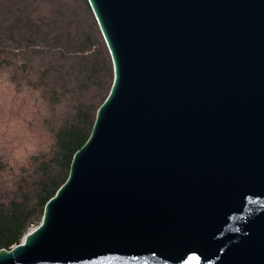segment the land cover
<instances>
[{"label": "water", "instance_id": "water-1", "mask_svg": "<svg viewBox=\"0 0 264 264\" xmlns=\"http://www.w3.org/2000/svg\"><path fill=\"white\" fill-rule=\"evenodd\" d=\"M114 82L0 264H264V0H88Z\"/></svg>", "mask_w": 264, "mask_h": 264}, {"label": "trees", "instance_id": "trees-1", "mask_svg": "<svg viewBox=\"0 0 264 264\" xmlns=\"http://www.w3.org/2000/svg\"><path fill=\"white\" fill-rule=\"evenodd\" d=\"M3 6L34 26L23 34L25 48L17 43V51L4 52L0 40V250H9L39 226L67 181L114 70L88 0H5ZM6 14L11 18L0 12Z\"/></svg>", "mask_w": 264, "mask_h": 264}, {"label": "rangeland", "instance_id": "rangeland-1", "mask_svg": "<svg viewBox=\"0 0 264 264\" xmlns=\"http://www.w3.org/2000/svg\"><path fill=\"white\" fill-rule=\"evenodd\" d=\"M3 1L0 0V12L7 11L11 18H7L8 14L3 16H0L2 18V21L0 20V40H2L8 48H3L4 52L15 50L17 43H20L21 48H25L27 45V41L23 39L26 32L28 33H34V26H31V24H28L27 22L23 23V16L19 19H15L12 12H10L9 9H5L3 6ZM9 23L11 26H8ZM36 31H39L44 37L46 36V32L40 30L37 28ZM25 37V36H24ZM17 51V50H15ZM35 228V227H34ZM33 229V228H32Z\"/></svg>", "mask_w": 264, "mask_h": 264}]
</instances>
